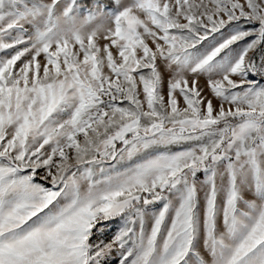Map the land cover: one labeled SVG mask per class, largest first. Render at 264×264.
<instances>
[{
	"label": "snow or ice",
	"instance_id": "6c2138e0",
	"mask_svg": "<svg viewBox=\"0 0 264 264\" xmlns=\"http://www.w3.org/2000/svg\"><path fill=\"white\" fill-rule=\"evenodd\" d=\"M0 264H264V0H0Z\"/></svg>",
	"mask_w": 264,
	"mask_h": 264
},
{
	"label": "rangeland",
	"instance_id": "374dc122",
	"mask_svg": "<svg viewBox=\"0 0 264 264\" xmlns=\"http://www.w3.org/2000/svg\"><path fill=\"white\" fill-rule=\"evenodd\" d=\"M181 103H182V101H181Z\"/></svg>",
	"mask_w": 264,
	"mask_h": 264
}]
</instances>
